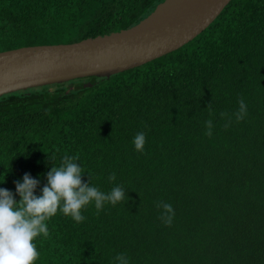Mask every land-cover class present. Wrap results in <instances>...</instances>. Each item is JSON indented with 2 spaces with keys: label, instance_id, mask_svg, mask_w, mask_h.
<instances>
[{
  "label": "trees",
  "instance_id": "trees-1",
  "mask_svg": "<svg viewBox=\"0 0 264 264\" xmlns=\"http://www.w3.org/2000/svg\"><path fill=\"white\" fill-rule=\"evenodd\" d=\"M162 1L0 0V52L110 35ZM65 155L83 182L122 186L126 201L90 202L79 223L58 210L33 241L34 264H118L119 253L128 264H264V0H230L192 41L140 67L0 97V188L19 201L28 173L39 196Z\"/></svg>",
  "mask_w": 264,
  "mask_h": 264
},
{
  "label": "water",
  "instance_id": "water-1",
  "mask_svg": "<svg viewBox=\"0 0 264 264\" xmlns=\"http://www.w3.org/2000/svg\"><path fill=\"white\" fill-rule=\"evenodd\" d=\"M230 0H163L134 26L72 44L0 52V97L70 82L107 79L158 59L192 41Z\"/></svg>",
  "mask_w": 264,
  "mask_h": 264
},
{
  "label": "clouds",
  "instance_id": "clouds-1",
  "mask_svg": "<svg viewBox=\"0 0 264 264\" xmlns=\"http://www.w3.org/2000/svg\"><path fill=\"white\" fill-rule=\"evenodd\" d=\"M238 104L239 110L235 113V118L240 121L247 115V105L242 98ZM207 109L211 112L210 103ZM220 116L224 118L228 114L222 112ZM230 123L229 117L224 125L225 129ZM205 126L207 129L205 135L210 137L212 121H206ZM145 142L144 132H138L134 136L133 144L137 151L143 152ZM77 160V156L65 155L58 167H51L46 174L47 183L39 196L34 194L39 181L28 173L24 174L22 182H15V192L20 197L19 201L13 198V192L0 188V264H34L39 253L33 241L40 234L48 236L45 221L58 210L79 223L85 219L81 215V209L90 202L94 201L99 211L105 202L116 205L118 202L126 201L125 189L122 186L117 185L105 193L91 186L89 180L83 182L81 179L83 170ZM108 179L114 181L115 173L110 174ZM156 206L163 209L161 219L170 226L175 215L172 205L161 201ZM115 260L118 264H128L127 255L124 253L117 254Z\"/></svg>",
  "mask_w": 264,
  "mask_h": 264
}]
</instances>
